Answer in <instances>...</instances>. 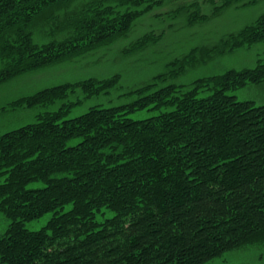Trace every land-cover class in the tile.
<instances>
[{"label": "trees", "instance_id": "16d2710c", "mask_svg": "<svg viewBox=\"0 0 264 264\" xmlns=\"http://www.w3.org/2000/svg\"><path fill=\"white\" fill-rule=\"evenodd\" d=\"M172 1L0 0V85L93 55ZM263 1H193L165 15L192 27ZM165 30L144 31L122 53L159 43ZM255 47L263 49L253 66L173 81ZM120 81V73L89 76L0 106V113L45 108L34 122L0 133V213L9 221L0 264H202L264 244V103L230 94L264 83V12L170 59L138 87ZM116 90L123 102L69 117ZM141 111L149 115L131 117ZM46 213L42 227H26Z\"/></svg>", "mask_w": 264, "mask_h": 264}, {"label": "rangeland", "instance_id": "374dc122", "mask_svg": "<svg viewBox=\"0 0 264 264\" xmlns=\"http://www.w3.org/2000/svg\"><path fill=\"white\" fill-rule=\"evenodd\" d=\"M193 1L202 0H173L169 4L165 3L150 15L141 18L127 38H121L93 55L78 57L64 63L34 70L6 81L0 85V106L18 97L33 94L45 87L78 81L89 76L106 77L113 73H120V84L125 89L138 87L148 82L154 75L165 71L166 64L170 59L188 52L194 45L215 41L222 33L236 30L264 12L263 1L246 8H230L221 16L192 27L185 24L183 16L172 23L173 19L165 15L166 11L177 8L182 3L189 4ZM169 24L177 25L168 29L166 27ZM162 28L167 30H165V35L159 43L131 55L122 53V49L129 44L128 42L144 31L150 29L161 31ZM40 38L37 35L35 40L43 41ZM262 49V47H255L251 50H237L232 54L217 57L206 64L189 67L185 73L173 81L189 83L198 77L221 73L229 68L253 66ZM120 91L116 90L115 96L94 97L85 101L84 104L74 107L69 117L80 115L89 106L95 104L111 105L110 101L123 102L124 97H116ZM230 94L234 95L237 100H253L256 104H263L264 83L247 85L231 91ZM52 108H56V106ZM44 110L45 108H22L1 112L0 133L34 122L36 115ZM147 115H149L148 112L141 111L132 114L131 117L141 118ZM31 186H42V183H33L29 185V187ZM50 217L51 213H46L38 220L28 222L26 227L32 230L39 229ZM8 223V219L0 213V236L5 232ZM202 264H264V244H246L226 251L219 257Z\"/></svg>", "mask_w": 264, "mask_h": 264}]
</instances>
